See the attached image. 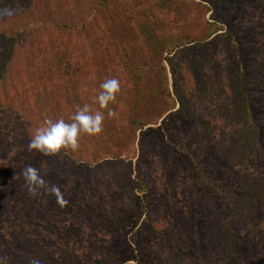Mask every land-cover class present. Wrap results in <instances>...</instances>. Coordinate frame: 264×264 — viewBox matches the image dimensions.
<instances>
[{"label":"rangeland","instance_id":"1","mask_svg":"<svg viewBox=\"0 0 264 264\" xmlns=\"http://www.w3.org/2000/svg\"><path fill=\"white\" fill-rule=\"evenodd\" d=\"M96 3L0 0V258L69 264L65 250L77 245L84 250L77 264H217L228 212L215 186L253 216L232 226L231 245L243 254L237 264H264V196L244 194L255 175L264 179V145L259 157L251 147L239 153L246 130L236 119L233 83L240 66L229 56V37L242 39L264 78V0H107L95 10ZM165 26L183 42L172 54L186 61L185 76L195 55L189 46H200L201 68L187 80L195 101L173 93ZM149 29L159 38L146 37ZM112 78L120 83L108 105L115 115L103 110L99 134H82L75 152L28 150L46 120L70 122L84 104L98 110L99 86ZM189 102L195 111L187 120L180 105ZM258 110L263 115L264 105ZM28 166L59 188L63 207L49 192L29 195L21 175ZM202 170L217 180L206 185L203 204L192 181ZM97 216L106 220L97 224Z\"/></svg>","mask_w":264,"mask_h":264},{"label":"trees","instance_id":"2","mask_svg":"<svg viewBox=\"0 0 264 264\" xmlns=\"http://www.w3.org/2000/svg\"><path fill=\"white\" fill-rule=\"evenodd\" d=\"M107 0H97L95 10L99 7V5L106 4ZM146 37L150 38L153 37L154 39L159 38V35H155L154 30H145ZM164 31V29H162ZM218 29H214L213 33H216ZM173 30L170 29L169 27L165 26V50H166V55L164 57V60L167 62L169 65L170 73L172 75V83H173V93L181 100L182 98H187V99H196V97L193 95L194 92L197 90H193L190 88V84L187 82V80H192V74H194L193 71H195L196 74H198L199 70L198 68L200 67V60H201V51H200V46L198 45H191L189 48L194 49L195 55L192 57H189V61L191 62V65H193V69H191L190 74H187L185 76L184 74V66L183 64L186 61H178L177 57L173 56L172 52L176 49H180L182 46V43L179 42L180 36L177 38H173ZM211 34V35H212ZM229 32L227 31L226 33H217L214 35V39H221L225 37V35H228ZM231 40V45L229 46V56H231V59L235 62L238 63L240 66V70L237 73V76L235 78V81L233 83V103L234 106L236 107V119L238 121V125L245 131V133L242 135L245 138V146L239 150L240 155L245 157L248 153L251 152V148H254V151L258 155V146L262 147L264 145V114L263 115H257L259 114L260 110H258L260 107L264 105V78L263 75H259V70L255 69L254 67L257 65L255 60L253 59V56L255 55L254 52H256L254 49L250 50L249 53L245 52V47L244 42L242 39H239L238 37L234 40L233 38L229 37ZM190 41H185L184 44L189 43ZM8 53V58H11L13 52L7 48ZM127 53V52H126ZM177 56V55H176ZM162 66H164L162 64ZM164 68V67H163ZM193 72V73H192ZM183 94V95H182ZM184 96V97H183ZM193 101V102H194ZM188 102V101H187ZM189 105V106H188ZM181 109L182 107L186 108V118L187 120L191 119V112L194 113L193 109V104L192 103H187V104H181L180 105ZM180 107L178 108L180 110ZM177 112V110H175ZM165 120V117L163 121ZM237 122V121H236ZM257 123L259 127L261 128L262 131L258 130L255 132L253 130L251 124L252 123ZM250 123V129H246L244 126ZM132 124H137L141 128L142 125H145L139 121L138 118L133 117L132 118ZM257 125V126H258ZM136 127V129H138ZM255 138L256 145L254 147V143H251V139ZM251 147V148H250ZM264 148V147H262ZM261 148V149H262ZM186 147L184 148V150ZM65 157V156H64ZM198 166H196V169ZM207 171L204 172L198 171L197 175L193 177V186H194V193L196 195L195 199L197 200L198 203H202V196H206L207 190H206V185L211 181L212 183H217V180L213 181V177H210V179L207 178L206 173ZM191 179V178H189ZM247 189H246V196L249 197V200H255L257 197L264 196V179L263 177H258V174L255 175V180L249 182V184H246ZM182 187V186H181ZM213 189L215 190V193L222 198L223 202L226 203L227 206V212L228 215L225 218L223 222V226L220 230V234L223 235V244L224 246L221 247L215 257V260L217 264H237L243 261L242 253L241 251H237L233 245H231V241L235 239V236L232 235V226L233 224L237 223L238 221L240 222H245L247 224L253 223V216L252 215H247L244 212H242L241 206H236L237 204L233 203L230 204L227 202L226 197H230L231 200L233 199L232 196L233 194L231 191H226V189H221V188H216L213 186ZM182 193V191H181ZM209 195V194H208ZM226 196V197H225ZM258 200V199H257ZM217 205L222 207L221 204L217 203ZM117 215H112L110 218L113 220H116L117 223L126 225L127 221L120 219L119 217H116ZM98 217V216H97ZM149 217V216H148ZM100 218V219H98ZM97 218V224L99 222H103L106 220V216L98 217ZM150 218V217H149ZM93 219V218H92ZM243 222V223H244ZM96 221L93 219L92 224L90 223L89 226H95ZM134 224H137V220L134 221ZM81 251H84L83 249ZM79 249H77V245L73 247H68L65 250L64 253V258L66 262L69 264H77V258H78V253L81 252ZM178 252V251H177ZM179 257L181 261L183 260L181 257L180 252ZM176 255V254H175ZM26 258V257H25ZM30 258H26L25 261H29ZM183 264V261L181 262Z\"/></svg>","mask_w":264,"mask_h":264},{"label":"clouds","instance_id":"3","mask_svg":"<svg viewBox=\"0 0 264 264\" xmlns=\"http://www.w3.org/2000/svg\"><path fill=\"white\" fill-rule=\"evenodd\" d=\"M99 87L100 91L96 97L98 110L93 112L88 104H84L77 106L70 117V122H65L64 119L46 120L44 126L37 128L32 134L27 146L28 150L30 152L35 150L44 156H54L62 149L75 152L79 147L78 141L82 134L88 136L99 134L105 118L103 110L107 109L108 117L115 115L108 105L110 102H115L120 83L115 78L106 79ZM21 175L24 187L30 196H37L43 190L54 195L61 207L67 203L59 188L55 185L49 186L36 168L28 166ZM0 264H5L3 258H0ZM31 264H39V261L33 259Z\"/></svg>","mask_w":264,"mask_h":264}]
</instances>
